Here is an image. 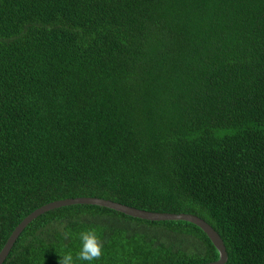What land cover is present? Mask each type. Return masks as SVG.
Returning <instances> with one entry per match:
<instances>
[{
	"label": "trees",
	"instance_id": "obj_1",
	"mask_svg": "<svg viewBox=\"0 0 264 264\" xmlns=\"http://www.w3.org/2000/svg\"><path fill=\"white\" fill-rule=\"evenodd\" d=\"M77 196L198 215L225 264H264V0H0V252ZM90 228L91 264L220 257L193 222L77 203L2 264L75 260Z\"/></svg>",
	"mask_w": 264,
	"mask_h": 264
},
{
	"label": "water",
	"instance_id": "obj_2",
	"mask_svg": "<svg viewBox=\"0 0 264 264\" xmlns=\"http://www.w3.org/2000/svg\"><path fill=\"white\" fill-rule=\"evenodd\" d=\"M77 203H88V204H96L101 206H106L118 211H121L125 214L136 216L139 218L149 219V220H175V219H182L193 222L200 226L211 238L215 246L218 248L220 252V257L217 260L204 262V263H197V264H225L228 259V252L226 249V245L224 244L222 236L219 232L204 218L188 213V212H161V211H152L146 210L142 208H138L135 206H131L125 203H121L118 201H114L111 199L103 198V197H96V196H77V197H68L63 199H58L51 201L43 206L37 208L35 211L30 213L24 220L18 224V226L14 229L12 234L10 235L7 243L5 244L4 248L0 252V264L6 259L7 255L9 254L11 248L13 247L16 239L23 231V229L35 218L39 215L49 211L51 209L77 204Z\"/></svg>",
	"mask_w": 264,
	"mask_h": 264
},
{
	"label": "clouds",
	"instance_id": "obj_3",
	"mask_svg": "<svg viewBox=\"0 0 264 264\" xmlns=\"http://www.w3.org/2000/svg\"><path fill=\"white\" fill-rule=\"evenodd\" d=\"M65 236L68 233L65 232ZM81 241V247L76 254L75 260L73 254L69 251L66 254L60 256L59 264H75L76 260L87 261L91 264L92 261L99 260L103 255V241L99 239L97 231L94 228H90L85 231H81L79 234Z\"/></svg>",
	"mask_w": 264,
	"mask_h": 264
}]
</instances>
